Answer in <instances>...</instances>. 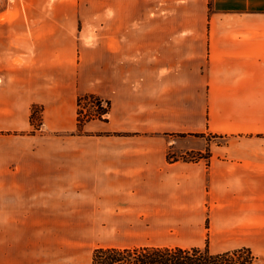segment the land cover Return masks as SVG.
<instances>
[{"label": "crops", "instance_id": "0c3cea01", "mask_svg": "<svg viewBox=\"0 0 264 264\" xmlns=\"http://www.w3.org/2000/svg\"><path fill=\"white\" fill-rule=\"evenodd\" d=\"M76 241L264 255V0H0V264Z\"/></svg>", "mask_w": 264, "mask_h": 264}, {"label": "trees", "instance_id": "16d2710c", "mask_svg": "<svg viewBox=\"0 0 264 264\" xmlns=\"http://www.w3.org/2000/svg\"><path fill=\"white\" fill-rule=\"evenodd\" d=\"M93 105L96 112L89 111L86 105ZM111 109L109 100L95 94L79 98L78 126L90 119H108ZM35 107L34 111L35 112ZM32 113V114H33ZM33 118V116H32ZM200 157H209V152ZM264 257L256 254L250 247H239L213 252L206 246L143 245L135 247L108 246L97 247L93 251L92 264H256Z\"/></svg>", "mask_w": 264, "mask_h": 264}, {"label": "rangeland", "instance_id": "374dc122", "mask_svg": "<svg viewBox=\"0 0 264 264\" xmlns=\"http://www.w3.org/2000/svg\"><path fill=\"white\" fill-rule=\"evenodd\" d=\"M97 39H98V32L96 30H92L91 31V36L87 38V41L90 44H97ZM35 107V112L32 114L33 118H32V123L34 124V126L36 128H38L40 126V124L42 123V108L40 106H34ZM34 107H33V111H34ZM87 108H89V111L92 112H96V108L93 105H86ZM197 136H202L205 139H212V137H215L216 135L213 134H197ZM203 154H207L208 150L202 152ZM185 158H194L196 156H200V153H190V154H184L182 155ZM82 233H76V236H81ZM97 248L96 246L93 247H88L86 244L82 243V242H77L76 241V247H75V256L73 259V264H92V255H93V251L94 249ZM259 254V253H258ZM260 256H263L262 254H259ZM70 261V258H69ZM70 263V262H69ZM256 264H264V261H257Z\"/></svg>", "mask_w": 264, "mask_h": 264}]
</instances>
